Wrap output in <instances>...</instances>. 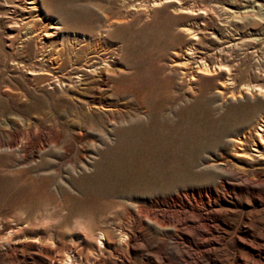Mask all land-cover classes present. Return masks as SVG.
<instances>
[{
    "label": "rangeland",
    "instance_id": "1",
    "mask_svg": "<svg viewBox=\"0 0 264 264\" xmlns=\"http://www.w3.org/2000/svg\"><path fill=\"white\" fill-rule=\"evenodd\" d=\"M14 1L0 0V264H264V12L38 0L24 18ZM179 4L210 10L198 46L224 35L229 76L182 72Z\"/></svg>",
    "mask_w": 264,
    "mask_h": 264
},
{
    "label": "bare ground",
    "instance_id": "2",
    "mask_svg": "<svg viewBox=\"0 0 264 264\" xmlns=\"http://www.w3.org/2000/svg\"><path fill=\"white\" fill-rule=\"evenodd\" d=\"M171 0H152V5H157L163 2H169ZM245 3H248V5L243 4V10L244 12H264V0H243ZM13 8L17 11L19 16H22L25 18V16L28 13H31L32 10H35L38 8V0H16L12 2ZM248 6V7H247ZM179 11L186 13V18L188 20L186 21V24L181 26V30L184 33H189V40L190 43L186 47L185 52L182 53V60L180 63L181 67H183L185 70H182V72L187 71L189 74L190 79H194L193 76L196 73H202V74H213L216 73V71L225 70L227 76H229L231 73L229 69H225L224 65H226L223 60L226 57V52L229 49L230 43H227L226 38L224 35H220L218 38V44L220 45L215 51L209 54L207 51H202L200 47L198 46V42L202 39L201 36H198V32L202 31L204 37H210L213 34V31L211 28L206 27L207 20L209 19L208 15L210 14V10H208L206 7H196L193 11L192 8H189L187 6L183 7V4H179L178 7H176ZM225 10H230V8H224ZM200 14V16H197V14ZM50 28L57 29L59 26L57 24L50 25ZM208 28V29H206ZM216 29H219L216 27ZM49 34H52V32H49ZM76 36V34H74ZM83 37V36H81ZM85 37V36H84ZM232 40V39H231ZM233 45V42L231 43ZM42 56H45L44 53H41ZM210 57V59H209ZM177 65V62H175ZM100 64V60L95 61L94 63H84L80 64L78 66L73 67L69 72L67 73V76L65 77L66 80L69 82L75 83L77 79H79L80 75H84L85 73H93L95 70H97L98 65ZM101 74L99 79L101 81L105 80V75L107 73L106 69L99 70ZM81 81L83 83H87L85 78H81ZM62 85H66L64 81H58ZM255 136L256 140L259 141L258 147L254 150L259 152V148L264 147V117H261L258 121L255 122ZM255 145V144H254ZM241 154V153H240Z\"/></svg>",
    "mask_w": 264,
    "mask_h": 264
}]
</instances>
